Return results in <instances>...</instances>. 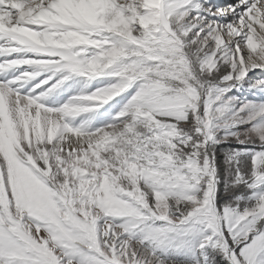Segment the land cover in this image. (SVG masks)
I'll return each mask as SVG.
<instances>
[{
  "label": "rangeland",
  "instance_id": "rangeland-1",
  "mask_svg": "<svg viewBox=\"0 0 264 264\" xmlns=\"http://www.w3.org/2000/svg\"><path fill=\"white\" fill-rule=\"evenodd\" d=\"M127 1L116 0L90 29L44 28L41 55L57 45L85 64L93 88L83 103L76 87L63 90L57 83L61 56L34 59L18 46L4 51L0 86L17 106L0 92V264H264V149L240 152L252 156L251 178L236 177L235 204L221 211L213 203L215 170L201 156V148L206 152L219 139L264 146V43L241 60L247 35L232 43L222 34L214 0H189L171 10L176 36L160 18L144 25L139 15L147 5L134 0L127 7ZM41 2L23 6L36 12ZM255 11L252 39L264 42V0ZM36 20L37 29L46 21ZM109 32L111 43L97 37ZM80 43L85 50L72 46ZM93 47L96 56L82 54ZM15 85L39 99L16 93ZM121 93H130L125 111L106 119L110 98ZM41 99L69 115L74 110L76 132L104 127V143L68 152L57 145L66 125L55 141H46L29 128L27 107L20 126L7 121L5 108L18 111Z\"/></svg>",
  "mask_w": 264,
  "mask_h": 264
},
{
  "label": "bare ground",
  "instance_id": "bare-ground-1",
  "mask_svg": "<svg viewBox=\"0 0 264 264\" xmlns=\"http://www.w3.org/2000/svg\"><path fill=\"white\" fill-rule=\"evenodd\" d=\"M24 1L25 0H17L19 7L21 5L23 11L15 15L1 14L0 22L6 24L7 26L12 23L13 19H16L13 25H16L17 31L21 33V35H19L20 39L16 42V44H21V43L28 44L29 48L31 49H33V46L37 44V49L39 50L40 55H41V51H43L44 45L42 43L46 31L45 29L42 30L34 27L37 26L38 24L36 22H33L32 20L28 21L29 19L31 18L35 20L39 18L46 19V21H44L43 23L44 27L48 25H52L60 29H65L70 27H77V28L83 27L85 29H89L91 27V23L93 22V20H95V18H97L104 11L112 12L115 9V5H116V0H52L49 2V4L47 2L46 6L41 2L39 6L36 8V12H33L34 11L33 7L29 6L31 1L29 2L28 5H25L26 6L25 8L23 6ZM141 1H142L141 3H145V5H147V10L141 12L139 15L144 25L152 24L153 22H156L158 18H160L165 28L170 32L174 33L173 29L171 28L170 22L167 18V14H169L171 10L177 11L181 9V7L184 4H186L189 0H141ZM219 1L222 2L223 0L213 1V4L215 2H218L217 3L218 5L214 4L213 9L217 10V13L213 14V16L217 21L221 22L222 34L228 36L229 38L233 37L232 43L237 39H244V35H247L246 39L240 42L242 44L241 49L244 50V52L238 53V56L239 58H241V60L244 59L243 54L245 53V51H247V49H249L252 54H255L258 48L260 47V45L264 42L261 40L252 39V34H256L257 32L256 30H253L249 20L254 19V15L252 14V11L253 10L255 11V5L257 3H260V0H228V2L226 3L227 4L226 5L227 9L225 8L226 10L223 8H222L223 10L219 9L220 6L226 2V0L221 5H219L220 4ZM127 3H128L127 7H131L134 6L135 2L134 0H129L127 1ZM224 10L225 12H222ZM228 10L230 11L227 12ZM255 12L259 13V11H255ZM19 22H22V24L24 22H28L27 23L28 28H23L19 26L18 25ZM34 28H36V30L32 31ZM10 32L11 34L0 37L6 38L8 42H13L12 40L13 33L11 30ZM237 44L238 43L235 42V45ZM238 49H240V46L238 47ZM1 51L3 52V49H1ZM50 53L58 54V55H64V54L69 55L70 51L66 49H55L54 47H49L48 54ZM64 59L67 58L64 57ZM1 63L3 65L8 64V59L6 58V56L4 59H2ZM64 64L68 65L69 62L64 61ZM0 92H5V97L3 98L5 99L7 105L11 104L13 106H17L13 102L14 99L12 100L10 90L3 88V86L2 87L0 86ZM3 98H1L0 100H2ZM24 102L25 101L23 100L21 103ZM41 104H42L41 101L39 102V104L36 101L30 104H27L26 102L18 107V111L11 110L9 113L6 110L7 108H5L4 115L10 114V119H8L7 121L10 124H12L15 128H17L18 126H20L19 125L20 123H18L17 118L21 119V116L19 117V114L23 115L25 112L24 108L27 107L26 111L28 114H27L26 122L29 124L27 125L29 126V128L30 127L34 128L33 130L31 129L32 131L37 129L43 135V138L46 141H55V137L56 134L58 133L60 125L61 124L66 125L64 134H62L59 137L57 141V145L68 152H73V151L75 152L80 148L87 149L93 143H101V144L104 143V136L102 134L103 131L94 132L92 134H77V133H73V131H70L68 129L69 126L67 124V120H65V117L70 113L69 109L58 110V109H54L55 107L54 108H51L49 106L43 107ZM23 121L24 119L21 120V123H23Z\"/></svg>",
  "mask_w": 264,
  "mask_h": 264
},
{
  "label": "trees",
  "instance_id": "trees-1",
  "mask_svg": "<svg viewBox=\"0 0 264 264\" xmlns=\"http://www.w3.org/2000/svg\"><path fill=\"white\" fill-rule=\"evenodd\" d=\"M258 96L260 97L261 95ZM258 96L254 98L258 99ZM238 143V141H233V139L216 140L215 143L206 147L207 154L201 148V156L204 155V158L210 161L215 170L217 183L214 191V206L220 211L224 209V206L228 207L231 203L235 204V193L231 190L235 191L232 187L235 186L236 177L242 175L243 177L251 178L252 156L249 153L243 154L240 152L248 150L246 146L255 150H258L257 148L264 149V146L259 147L257 145Z\"/></svg>",
  "mask_w": 264,
  "mask_h": 264
}]
</instances>
